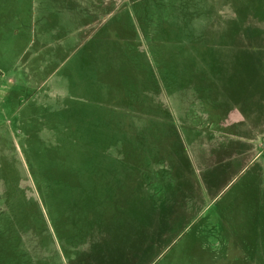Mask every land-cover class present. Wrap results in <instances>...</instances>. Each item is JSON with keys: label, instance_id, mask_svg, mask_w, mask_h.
<instances>
[{"label": "rangeland", "instance_id": "obj_1", "mask_svg": "<svg viewBox=\"0 0 264 264\" xmlns=\"http://www.w3.org/2000/svg\"><path fill=\"white\" fill-rule=\"evenodd\" d=\"M171 1V17L152 1L144 35L132 0H0V195L18 172L53 237L41 260L24 244L0 264H167L192 225L199 263L223 264L215 237L240 224L224 217L254 220L264 238V0ZM43 7L76 21L26 54ZM54 168L70 188L47 186ZM52 211L84 231L78 258L56 240ZM225 240L229 260L264 264Z\"/></svg>", "mask_w": 264, "mask_h": 264}, {"label": "trees", "instance_id": "obj_2", "mask_svg": "<svg viewBox=\"0 0 264 264\" xmlns=\"http://www.w3.org/2000/svg\"><path fill=\"white\" fill-rule=\"evenodd\" d=\"M132 9L134 12V17L137 20L139 26L141 25V30L143 34L145 35L147 33V16L150 11V7L153 6L152 1L153 0H132ZM156 5L155 9L159 10L161 14L165 13L173 16V10H172V1L171 0H155ZM172 13V14H170ZM146 20V21H145ZM143 24V27H142ZM186 24V23H185ZM187 25V24H186ZM93 42V40H90ZM89 41V42H90ZM198 43L205 44V41L202 42V40L199 39H193L192 43L190 44V47L193 49L192 53L196 55L199 52ZM207 43V42H206ZM117 63L119 67L117 69H120V63L123 62L122 56H118ZM119 61V62H118ZM98 66V78L102 77L99 70H101L104 66V64H99L96 61ZM104 69V68H103ZM102 72L104 70H101ZM120 72L119 70H116ZM129 71L125 72V74H128ZM101 82V86L103 83V80H99ZM24 170V169H23ZM70 172V170H69ZM68 173L61 172L60 169L54 168L52 170V174L49 176V180H45V183L48 187L52 186L53 188L56 187V189H68L70 188L72 184L66 183L62 184V181H64L66 178H68ZM18 172L14 174V177L12 178V187L9 189L8 193L7 190L3 189L1 195H0V261L4 260L5 262H11V258L14 260L16 259L14 256L15 254H21L22 248L24 244L28 245L29 248L31 247V250L29 251L32 253H37L36 257L38 259H42L43 253L47 255L49 253V243H47V240L53 241V237L50 232H48V223L45 219L44 213L42 211V208L40 207V204L38 202L37 198L34 197H27L25 195L26 191L23 188V185L21 183V180L17 178ZM26 176V173L24 175ZM63 177H65L63 179ZM61 184V185H60ZM77 188V185L74 186ZM85 188V187H84ZM102 199V198H101ZM103 198V202L106 201V199ZM102 202V203H103ZM102 203L99 204L98 208H95L93 212L95 213L96 210L100 212V215H98V221H100L103 217L102 214ZM69 205V200L67 199V202L63 203L61 202V206L63 209V206ZM106 207V204L103 203ZM58 212H62V210L57 206ZM60 210V211H59ZM50 212V211H49ZM53 220L51 222L52 227L54 230L56 229L55 235L57 236L56 240L58 239H64V248L66 250L68 249V252L70 253V256H72L73 259L78 258L81 253L76 254L78 246L76 242L79 241L78 238H83V233L80 235L75 230H73L70 227V224L68 223V220L63 216L61 213V217L59 221H57L56 214L52 211ZM89 219L94 215L91 213L89 214ZM219 215V213H218ZM39 218V219H37ZM97 218V217H94ZM228 219H232L233 221H237L240 223L238 227H235L234 225H227L229 228L228 230L221 229V234L217 235L215 237L216 240H218V246L220 247H226L228 244L227 240L225 238H231V235L236 239V241L240 244L235 243L237 246L243 245L245 247V250L247 251L248 255H255L257 259L263 260L264 262V238L260 239L257 238L256 235V229H255V221L252 219H247L246 217H240L237 216L236 218L231 217H224ZM203 219V217H202ZM222 217L219 219V224L226 225L223 222ZM40 220V221H39ZM94 220V221H96ZM227 220V219H226ZM43 222V226L41 223ZM26 224V226H24ZM193 226V225H192ZM190 227L187 231H185L177 240L176 242L167 250V254L164 253L165 258H167V264H175L177 261L181 262L180 264H200L197 259V254L192 253V246H195L198 244V241H200L201 238H197L193 240V237L191 236L192 228ZM34 228V229H33ZM36 228H41V232L47 231L48 232V238H44L43 236L47 233L44 232L43 235L38 234L35 232ZM95 230L99 233H101V223L100 225H97L95 227ZM223 230V232H222ZM223 238H222V236ZM98 236V233L97 235ZM45 240L46 244H43L41 240ZM32 241V242H30ZM225 241V242H223ZM54 244V242H53ZM213 243H209L210 247L214 246ZM235 244L233 246H235ZM42 246H44L45 252H42ZM35 246V247H34ZM56 248V245H53ZM25 247V246H24ZM224 248H221V252L219 255L221 260H225L223 264H245V260L243 257L238 256L234 260L228 259L227 255L225 254ZM26 249V248H25ZM33 249H37L38 251H34ZM210 251V250H209ZM208 251V252H209ZM73 252V253H72ZM211 252V251H210ZM26 253L28 254L27 250ZM163 255V256H164ZM213 256L215 257L214 253ZM225 257V258H222ZM220 260V261H221ZM34 262V261H33ZM240 262V263H239ZM32 263V257H30V264ZM248 263V262H247ZM202 264V263H201ZM214 264V263H212Z\"/></svg>", "mask_w": 264, "mask_h": 264}, {"label": "crops", "instance_id": "obj_3", "mask_svg": "<svg viewBox=\"0 0 264 264\" xmlns=\"http://www.w3.org/2000/svg\"><path fill=\"white\" fill-rule=\"evenodd\" d=\"M78 6H79V4H78ZM47 13H48V11L44 7L40 10L41 25H40L38 32H36L37 34L34 33L33 36L28 40V48H27L26 54H27L29 48L31 47V45L34 41V37L36 35L41 39L48 34L49 36L53 37L55 39V41L57 42L59 40V38H62L63 32H65V30H70L69 29L70 24H72L73 22L76 21L75 19H72L71 17H67V19H62L63 17L60 16L61 15L60 12H53L52 14H50V16H47ZM108 13H110L109 10L106 12V14H108ZM69 18H71V19H69ZM29 21H30V19H29ZM41 26H42V28H41ZM15 33H16V35H20V31H18V32L16 31ZM93 38L94 37L92 36L88 39L92 40ZM87 40L85 43L81 44L78 48H74L71 51L68 50L69 52L67 53L66 58L62 59L60 61V63H62L63 61H66L67 59H70L72 53L74 55L78 51H80L82 48L86 47L85 45L87 44ZM90 40H88V41H90ZM45 44H46V42L40 41V44L38 47L39 53L44 48V46H42V45H45ZM26 57H27V55H26ZM26 57L23 59L26 60ZM21 58H22V56L19 57V59H21ZM19 59H17V60L19 61Z\"/></svg>", "mask_w": 264, "mask_h": 264}]
</instances>
